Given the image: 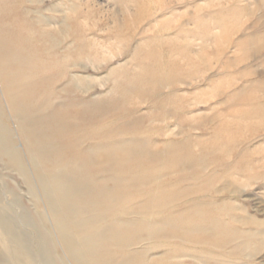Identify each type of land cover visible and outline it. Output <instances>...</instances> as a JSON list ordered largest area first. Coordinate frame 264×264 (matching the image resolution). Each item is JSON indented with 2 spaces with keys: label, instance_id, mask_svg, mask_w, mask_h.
Masks as SVG:
<instances>
[{
  "label": "rangeland",
  "instance_id": "rangeland-1",
  "mask_svg": "<svg viewBox=\"0 0 264 264\" xmlns=\"http://www.w3.org/2000/svg\"><path fill=\"white\" fill-rule=\"evenodd\" d=\"M20 4L28 26L67 34L59 48L71 58L53 103L66 116L94 104L101 111L53 142L74 154L96 132L104 144L132 142L145 156L159 155L139 159L128 176L148 175L149 182L136 181L101 225L76 233L85 216L64 225L55 218L0 81V125L12 132L32 184L0 155V209L21 238L20 245L0 229V264H76L63 239L88 238L120 219L130 221L132 240L123 253L112 250L111 264L133 257L144 264H264V0ZM75 83L73 94L63 90ZM9 247L26 253L13 261Z\"/></svg>",
  "mask_w": 264,
  "mask_h": 264
},
{
  "label": "bare ground",
  "instance_id": "bare-ground-1",
  "mask_svg": "<svg viewBox=\"0 0 264 264\" xmlns=\"http://www.w3.org/2000/svg\"><path fill=\"white\" fill-rule=\"evenodd\" d=\"M20 1L0 0V81L27 140V154L35 170L42 172L39 180L45 190L49 208L55 213L60 225L72 222L76 216H85L84 220L73 227L76 233H83L101 225L106 219L105 214L113 210L116 202L132 189L135 190L138 186L136 181H150L146 177L148 175L137 176L135 181L128 176L132 174L133 167H139L135 165L139 159H156L159 154L152 156L149 153L145 156L146 153L132 142H129L130 145L125 141L104 144L101 142L104 138L96 136V132H92L89 140L92 142H80V151L74 154L70 152L71 145L63 146L53 142L57 133L80 123H92L101 111L99 105L96 107L94 104L89 110H77L75 114L66 116L63 106L53 103L51 98L59 96L56 90L66 75L71 58L69 52L59 48L67 34L64 31L58 34L40 33L31 24L28 26L17 11L21 6ZM14 12H17L16 21L12 15ZM80 54L81 50H75L72 56L76 59ZM66 87L63 90L73 94L78 85L75 83ZM18 97H22L26 103L19 104ZM47 104L52 110L43 112ZM87 144H90L92 150H85ZM134 145L135 150H131ZM0 155L12 170H16L23 180L31 184L28 165L23 154L15 148L12 132L5 125H0ZM3 210L0 209L1 231L21 245L20 236ZM38 220L44 225L42 217H38ZM120 220L112 221L101 233L75 239L73 243L63 239L65 250L72 261L76 264H111L109 259L113 257L109 256L114 251L123 253L125 245L132 240L126 239L131 234L130 221ZM6 252L7 258L16 261L26 250L25 247L20 250L9 247ZM124 264H144V261L142 257H133Z\"/></svg>",
  "mask_w": 264,
  "mask_h": 264
}]
</instances>
